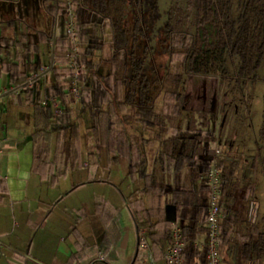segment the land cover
<instances>
[{
  "label": "crops",
  "instance_id": "crops-1",
  "mask_svg": "<svg viewBox=\"0 0 264 264\" xmlns=\"http://www.w3.org/2000/svg\"><path fill=\"white\" fill-rule=\"evenodd\" d=\"M65 29V24L55 12L46 9L44 0H0V35L15 41L12 52L4 47L0 49V90L19 87L12 82L7 71L10 66L7 63L11 61L12 69H25L29 75L38 70L41 74L43 69L50 66L51 70L41 77L46 88L49 75L56 65L53 49L58 44H64L65 39L61 36L65 35ZM44 32L55 36L49 45L43 43ZM32 41L40 43V51L27 55L25 59L16 58L15 54L22 53ZM106 67L110 68V64L104 63L102 72ZM203 77L212 79L211 76ZM198 95L185 99L182 91V111L171 118L163 129L154 126L145 131L123 124L130 134V141L119 140L123 148L117 146V149H112L106 140L108 162L111 165L113 158L118 162L124 160L126 166H122L120 177L125 181L130 178L131 164H145L152 184L164 189L168 197L165 216L189 233L196 207L174 204V190L178 186H191L199 190L205 185L215 147V139L213 141L212 138L219 134L223 173L221 224L224 221L221 250L227 260L224 264H234L233 259H239L241 246L249 239L254 208L256 212L259 210L261 191L258 190L263 176L258 177V188L251 198L246 196V183L253 178L252 162L263 109L261 113L255 109V96L251 110L246 112L242 95L236 91L235 85L232 95L222 94L223 115L218 111L221 93ZM54 98L60 101L61 108L71 110L69 113L73 116L62 112L57 116L54 111L47 156L52 163L61 159L64 144L69 139L68 126L72 119L87 116L88 132L93 134L94 130L90 114H78L82 93L77 98L70 90V82L66 86L65 100ZM34 99L33 95L24 92V88L0 97V264H148L145 260L147 252L141 249L139 241V229L145 226L140 225V214L136 213L131 203L134 191H78L87 188L88 181L93 179L92 174H72L78 168L93 167L92 150L86 154L84 140L81 142L79 166L76 159L71 162L76 153L69 157V164L58 170L56 179L52 176L55 171L38 160L41 149L37 144L32 115ZM46 99L53 97L46 95L43 103ZM261 99L263 105V95ZM200 104L203 105L199 109ZM126 110L125 105L118 108L120 113ZM107 115L108 111L101 115V130L106 132ZM66 120L69 122L66 123ZM57 130L62 132L63 139L56 145L57 150L52 151V138ZM83 136L87 139L88 149H93V137L88 139L84 128ZM188 139L199 141L196 157L190 160L189 165L174 170L176 163L172 156L185 148L184 141ZM99 144L102 147L101 141ZM63 180L64 191L59 189ZM78 192L81 195L71 203H65L66 198ZM85 192L88 195L84 197ZM155 199L158 202L157 195ZM199 230L196 237L202 244L205 235L199 234ZM196 237L194 244L200 248L196 244ZM152 252L157 258H162L164 251L160 247H152Z\"/></svg>",
  "mask_w": 264,
  "mask_h": 264
},
{
  "label": "trees",
  "instance_id": "trees-1",
  "mask_svg": "<svg viewBox=\"0 0 264 264\" xmlns=\"http://www.w3.org/2000/svg\"><path fill=\"white\" fill-rule=\"evenodd\" d=\"M44 4L66 26L70 12L74 15L73 26L80 37L75 57L81 69L82 101L78 114H90L98 137L101 115L108 111L107 140L112 149L123 148L119 140L129 143L130 134L124 125L145 131L154 126L163 129L179 115L183 107L182 87L189 76L229 78L242 95L246 112L251 110L255 93L246 97L247 85L258 82L264 72V0H44ZM43 34V43L49 45L55 40L54 34ZM70 34L67 28L61 37L66 40ZM39 44L32 41L22 53L15 54L16 58L25 59L39 52ZM3 47L12 52L15 41L0 35V49ZM72 48L71 44L54 47L56 65L46 88L39 70L29 75L25 69H12V61L7 63L12 82L35 97L32 115L41 149L37 158L55 171L53 177L76 153L71 162L76 159L79 166L82 151L83 124L77 117L68 126L69 139L60 161L52 163L47 159L55 109L51 102L46 105L43 100L46 95L65 100L66 86L75 70L70 59ZM162 56L167 57L166 62H159ZM104 63L110 64L107 73L101 70ZM233 65L235 72L231 74ZM29 78L36 86L28 85ZM121 105H125V113L118 111ZM61 112L72 111L61 108ZM184 144L185 148L172 156L174 170L189 165L196 157L199 141L188 139ZM98 154L92 149V166L98 161L94 158ZM252 168L253 178L246 183L247 198L255 195L258 177H264V93L263 120ZM129 175L137 183L131 203L140 214V225L147 228L150 240L165 251L172 243L175 226L164 213L166 192L152 184L145 164H131ZM172 202L196 207L192 230L185 233L189 239L186 264H207L205 254L194 244L200 222L208 212L207 187L195 190L178 186ZM223 223L222 220L221 227ZM239 256L238 260L233 259L234 264H264V216L250 225L249 239L242 244Z\"/></svg>",
  "mask_w": 264,
  "mask_h": 264
},
{
  "label": "rangeland",
  "instance_id": "rangeland-1",
  "mask_svg": "<svg viewBox=\"0 0 264 264\" xmlns=\"http://www.w3.org/2000/svg\"><path fill=\"white\" fill-rule=\"evenodd\" d=\"M68 19V18H67ZM70 21V18L68 19V22ZM67 22V20H66ZM65 28L67 29L68 26L65 25ZM69 39H66L65 42H63L65 45L67 44H71L72 46H74V44H77V46H80V37L78 36V32H75L74 34L71 33L69 35ZM82 39V38H81ZM167 57L166 56H162L159 60V62L163 61L166 62ZM103 69V68H102ZM235 66L233 65L232 70H231V74H234L235 72ZM108 70H110L109 67H106L103 69L104 72H107ZM261 75L259 76V80L258 82L253 83H249L247 85L245 94L246 97H249L251 95V93H255L254 96H256L257 102L255 105V109L257 108L259 110V112L261 113L262 109H263V105H262V95L264 93V72L262 71L260 73ZM231 76V75H230ZM229 82V78H225V77H220V76H214L212 77V79H209V77H203V76H189L186 78L185 83L182 87V91L184 94V98L187 99L188 97H193L194 94L201 96L203 94H207L210 92H213L214 94L216 93H221V106L219 107L218 111L220 113V115H223L224 113V104H223V93H231L232 95V91L234 89V85L233 83ZM189 98V99H191ZM202 98V97H201ZM205 101V100H204ZM203 101V102H204ZM200 104L199 109L201 108ZM256 109V110H257ZM80 120L83 124V128L85 131H87V136L89 137L88 139L92 138V142L94 141V148L93 151L94 153L97 151L100 154H98V156L96 157L95 155V160L98 159V161L93 163V167L88 168L87 169H77L75 172H72V174H76L77 176H80V173H84L85 175L87 174H92V180L88 181L89 183H87V188L83 189V190H78V191H134L135 187L137 186V183L134 184V182H132L130 180V178L128 179V181L123 180V178L120 177V170L123 168L122 166H126V164H124V160H121L120 162H118L117 160H115V158H113V161L110 165V162H108V155H107V150L109 148L106 147V138H107V132L103 131V129L99 130V136L97 137V131L94 129L93 130V134H91V132H88V123L89 120L87 118V116H79ZM263 120V112H262V117H261V122ZM68 123L69 121L66 120ZM105 122V120H104ZM60 129V128H59ZM93 135V136H92ZM63 139V134L62 132H60L59 130L55 131L53 138H52V151H56L57 147L56 145L58 144V142H60ZM215 136L212 138V140L214 141ZM83 140H84V151L89 152L92 150L88 149V145L87 143V139L85 136H83ZM102 142V147L100 144H98V142ZM104 147V148H103ZM100 155V156H99ZM87 156V155H86ZM210 167V165H209ZM209 167L207 169V174L205 177V186L208 189L207 186V179H208V173H209ZM65 177V176H64ZM65 180H63L62 184L59 186V189L64 191L65 188ZM131 183V185L129 184ZM257 191V189L255 190ZM258 191H261V193L259 194V210H257L256 212V208H254V213H253V223H256L257 221L261 220L262 217L264 216V177H263V181L261 184V187ZM82 192V193H83ZM85 192L83 195L84 197L86 195H88V193ZM86 194V195H85ZM78 195H81L80 192H78L77 194H75V196H71L66 198L65 203H71L73 201V199H75ZM88 200V199H87ZM258 213V214H257ZM222 236L220 237V247L222 248ZM206 242L203 241L202 244L200 245V252L205 254V257L207 259V249L205 246ZM151 246L155 249V248H159V246L157 244L151 243ZM222 253V262L224 264L225 256ZM227 262V260H226Z\"/></svg>",
  "mask_w": 264,
  "mask_h": 264
},
{
  "label": "built area",
  "instance_id": "built-area-1",
  "mask_svg": "<svg viewBox=\"0 0 264 264\" xmlns=\"http://www.w3.org/2000/svg\"><path fill=\"white\" fill-rule=\"evenodd\" d=\"M73 8V4H72ZM69 24L68 28L71 33H75L76 30L73 26L74 15L70 12L69 14ZM79 51L77 44H74L73 48L70 51V59L72 65L75 67L73 73L70 77V90L71 92L79 98L82 93L81 84L79 76L81 74V69L76 65L75 57ZM51 70V67L43 69L41 76L45 75ZM34 81L29 78L28 85L32 86ZM22 88V87H18ZM18 88L13 89H2L0 90V97L4 94L16 91ZM51 102L55 113L57 116L61 114V104L60 101L56 98L46 99L44 103ZM222 150L220 147V136L216 134L215 138V147L213 154L210 159V167L207 179L208 186V212L207 216L200 222L199 225V234L205 235V246L207 249V264H222V255L220 249V237H221V219L223 216L221 199L223 195L222 191V167L220 164V154ZM172 243L166 248L163 252L162 258H157L152 252L151 240L148 236L147 229L141 227L139 229V241L141 249L147 252L145 258L148 264H186V249L189 245V240L187 239L185 232L180 226H174L172 231ZM196 237V244L201 245L199 239Z\"/></svg>",
  "mask_w": 264,
  "mask_h": 264
},
{
  "label": "flooded vegetation",
  "instance_id": "flooded-vegetation-1",
  "mask_svg": "<svg viewBox=\"0 0 264 264\" xmlns=\"http://www.w3.org/2000/svg\"><path fill=\"white\" fill-rule=\"evenodd\" d=\"M222 153V152H221ZM220 156H221V154H220Z\"/></svg>",
  "mask_w": 264,
  "mask_h": 264
}]
</instances>
